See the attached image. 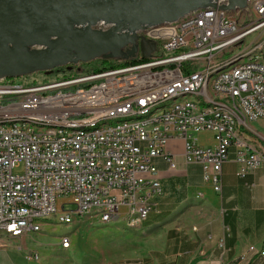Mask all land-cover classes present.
I'll list each match as a JSON object with an SVG mask.
<instances>
[{
  "label": "built area",
  "instance_id": "1",
  "mask_svg": "<svg viewBox=\"0 0 264 264\" xmlns=\"http://www.w3.org/2000/svg\"><path fill=\"white\" fill-rule=\"evenodd\" d=\"M210 2L215 7L135 31L138 39L154 43L149 56L138 49L129 62L53 82L23 84L0 78V117L6 118L34 115L79 123L144 108L149 101L185 88L235 112V119H228L220 111L190 107L188 101L150 124L80 136L0 127L1 230L14 232L16 239L30 237L40 232L41 216H70L73 222L86 209H94L95 220L132 214V222H145L163 194L162 187H150V180L159 179L157 159L169 173L180 172L178 157L184 167L199 166L203 184L217 196L224 163L236 164L237 177L260 168L264 160L255 158V149L264 150V128L253 125L264 120V56H257L254 66L221 79L219 98L206 96L204 70L257 48L263 40L264 0H247L244 9L233 11L219 9L228 0ZM109 27L99 22L94 28ZM239 108H246V116H239ZM202 132L213 133V146L197 143L194 134ZM171 142L181 144L180 155L171 150ZM20 168L19 174L13 173ZM133 200H141L140 209H133ZM142 200H153V207H142ZM67 205L72 208L65 210ZM66 241L62 240L65 247ZM7 246L0 242V249ZM248 251L264 257V245ZM25 260L39 262L36 253L26 254ZM239 260L244 262L245 256Z\"/></svg>",
  "mask_w": 264,
  "mask_h": 264
},
{
  "label": "water",
  "instance_id": "2",
  "mask_svg": "<svg viewBox=\"0 0 264 264\" xmlns=\"http://www.w3.org/2000/svg\"><path fill=\"white\" fill-rule=\"evenodd\" d=\"M246 1L228 0L219 9H244ZM213 7L210 0H0V78L100 57L128 60L138 49L149 56L154 43L135 31ZM99 22L110 27L94 28Z\"/></svg>",
  "mask_w": 264,
  "mask_h": 264
},
{
  "label": "crops",
  "instance_id": "3",
  "mask_svg": "<svg viewBox=\"0 0 264 264\" xmlns=\"http://www.w3.org/2000/svg\"><path fill=\"white\" fill-rule=\"evenodd\" d=\"M173 144H169L171 149ZM156 167L163 190L174 188L177 181L184 185L185 192L171 197L176 199L174 207V204L170 207L158 201L152 211V220L146 219L149 233H155L147 242V252L136 259L107 264H264V257L248 251L250 246L261 250L264 245V163L244 177L236 176L234 162L224 163L221 167L222 191L218 196L203 184L197 165L184 167L181 161L178 163L180 175H174L172 180H167V174L171 173L163 160L157 159ZM189 167H193L192 176L188 174ZM191 188L196 192L190 193ZM192 197L202 201L203 208L211 211L209 219H192L195 213L184 206ZM176 215L179 218L174 222ZM27 239L7 240V248L0 249V264H6L8 249L17 252L23 264H40L25 260L26 254L36 253L33 251L35 244ZM243 255L245 260L241 262L239 259Z\"/></svg>",
  "mask_w": 264,
  "mask_h": 264
},
{
  "label": "rangeland",
  "instance_id": "4",
  "mask_svg": "<svg viewBox=\"0 0 264 264\" xmlns=\"http://www.w3.org/2000/svg\"><path fill=\"white\" fill-rule=\"evenodd\" d=\"M233 16H238V14L234 13ZM132 59L133 58L120 60V62L126 63ZM107 67V64L103 65L100 61L94 59L86 63L80 62L76 65H66L50 71L36 72L11 79L17 83L23 84L53 82L70 75L79 76L92 74L101 69H107ZM253 126L262 130L264 128V120L259 121ZM194 138L197 139V143L201 146L209 147L214 145V137L211 132L194 134ZM173 146L174 148L171 150L177 155H180L182 151L181 144L175 143L172 147ZM180 159L181 158L178 157L177 163L182 161ZM192 168L193 167L188 168L189 176L193 175L194 170H192ZM20 172L21 168L15 169L13 173L19 174ZM197 173L198 169L196 168L195 174ZM174 175L179 176L180 174H167V180H172L171 177H174ZM165 188L160 197L161 199H157V202H166L170 204V207L173 204L172 207L176 205V199L172 200L171 197H176L186 190L184 185L179 184L177 181L174 182V188ZM193 191L196 192L195 189H189L190 193ZM60 204L61 201L58 200V208H60ZM184 206L186 208L190 207L189 210L195 213L192 217L193 220H198L199 217H207V219L211 217V211L206 207L203 208V202H199V200L194 197L190 198L188 203ZM71 208L72 207L69 205L65 206V210ZM153 213L154 212H151L149 214V220H152ZM178 218L179 215H176L173 221L176 222ZM141 223L142 222H139L137 224L132 222V216L129 214L114 218V220H110L105 224L100 223L92 217L81 216L74 218L73 223L68 226L59 223L54 218H49L43 221V226L37 235L33 234V236L28 238L35 244L33 251L36 252V261H39L40 264H107L136 259L147 252V242L155 233H149L145 226V222ZM65 238L69 240L66 247L62 244V240ZM29 239H27V241H29ZM15 248H17V246H15ZM7 251L9 252L8 256H5L6 264H23V258L20 257L17 252L10 249Z\"/></svg>",
  "mask_w": 264,
  "mask_h": 264
},
{
  "label": "bare ground",
  "instance_id": "5",
  "mask_svg": "<svg viewBox=\"0 0 264 264\" xmlns=\"http://www.w3.org/2000/svg\"><path fill=\"white\" fill-rule=\"evenodd\" d=\"M197 9L194 11H200ZM261 43L257 48H247V51H241V54L230 55L224 59L223 63L210 66V69L204 70L205 78V94L210 98H219L220 80L230 77L231 74L239 68H247L256 64L257 56H264V29L260 30ZM138 44V42H137ZM127 48H130L128 46ZM136 55V54H135ZM190 107L200 108L204 111H220L224 117L235 119V112L230 106L224 105L222 102L206 101L196 94L194 88L180 89L171 94H164L161 98L146 103L144 108L129 109L126 113H109L99 116L96 119L82 120L79 123H71L67 121L53 120L34 115H8V117H0V127L17 128L29 127L33 130H42L46 132L61 131L67 132L71 136H80L88 134H99L106 132V129H120L130 127V125L150 124L154 122V118L161 117L168 111H177L181 108V104L188 103ZM239 116H246V108H239ZM255 158L264 160V150L255 149ZM151 188H161L162 184L158 179L150 180ZM142 207H153V200H142ZM141 208V200H133V209ZM132 216V214H129ZM84 216L93 217L94 209L84 210ZM52 218L49 216H41L39 225L43 221ZM59 223L68 226L70 216H62ZM100 223H107L110 220H98ZM7 239H16L14 232H8L0 229V242H6ZM64 240H68L65 238ZM69 242L66 241V244ZM37 260V257H36Z\"/></svg>",
  "mask_w": 264,
  "mask_h": 264
},
{
  "label": "trees",
  "instance_id": "6",
  "mask_svg": "<svg viewBox=\"0 0 264 264\" xmlns=\"http://www.w3.org/2000/svg\"><path fill=\"white\" fill-rule=\"evenodd\" d=\"M98 61H100L103 65L107 64V68H113L116 67L117 62H119L121 59H105L103 57L97 58ZM106 69V68H104Z\"/></svg>",
  "mask_w": 264,
  "mask_h": 264
}]
</instances>
